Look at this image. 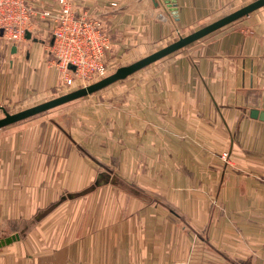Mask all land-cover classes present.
I'll list each match as a JSON object with an SVG mask.
<instances>
[{
    "label": "crops",
    "instance_id": "obj_1",
    "mask_svg": "<svg viewBox=\"0 0 264 264\" xmlns=\"http://www.w3.org/2000/svg\"><path fill=\"white\" fill-rule=\"evenodd\" d=\"M72 1L105 20L112 62L253 0H176L178 20L163 0ZM28 33L0 51L2 103L59 82L51 36ZM187 49L147 98L0 130V239L20 236L0 264H264V6Z\"/></svg>",
    "mask_w": 264,
    "mask_h": 264
},
{
    "label": "built area",
    "instance_id": "obj_2",
    "mask_svg": "<svg viewBox=\"0 0 264 264\" xmlns=\"http://www.w3.org/2000/svg\"><path fill=\"white\" fill-rule=\"evenodd\" d=\"M28 32L51 36L49 52L64 87L106 76L113 45L101 14L81 11L72 0H0V51L23 47Z\"/></svg>",
    "mask_w": 264,
    "mask_h": 264
},
{
    "label": "rangeland",
    "instance_id": "obj_3",
    "mask_svg": "<svg viewBox=\"0 0 264 264\" xmlns=\"http://www.w3.org/2000/svg\"><path fill=\"white\" fill-rule=\"evenodd\" d=\"M247 4V3H246ZM208 21V20H207ZM207 21L202 22L200 25L188 28H180L179 31L174 30L169 36L163 38L162 40L148 44L143 48H136L131 52H127L125 56H122L121 59L110 62L108 72L106 74L109 75L116 71V69L123 65H128L132 62L137 61L138 59L160 49L161 47L177 40L180 36H185L194 30L203 26ZM212 22V21H211ZM210 23V22H209ZM200 40V39H199ZM189 46V45H188ZM188 50L187 46L177 50L153 63L147 65L146 67L134 72L129 75L125 79L119 80L93 94L86 95L79 99L72 100L70 102L64 103L62 105L51 108L42 113L33 115L29 117L28 121L35 120L36 118H49V120L56 122H60L62 125H68L73 122L74 117L83 116L85 114L91 113L96 118L97 115L101 114V110L104 106L115 105L121 107L125 104L127 94L129 92H137L138 97L147 98V93L155 89V84L151 83L155 80V76L157 73V68L164 62L165 60H169L173 58L176 54L182 53ZM4 60V59H3ZM4 68L8 66V62L5 60L3 63ZM58 69V68H57ZM59 71V70H58ZM60 76V74H59ZM95 81H75L72 86L64 87L62 85V81L59 77V82L53 88L44 91L33 90L30 94L22 99L10 101L7 103L0 102V105L4 106L9 112H17L22 109L28 108L30 106L36 105L43 101L49 100L51 98L57 97L79 87L91 84ZM147 94V95H145ZM4 116V112L0 109V118ZM123 118V117H122ZM22 122V121H21ZM19 122L10 124L5 126L4 128H11L15 124ZM3 128H0V130ZM183 131V130H182ZM103 149L102 155L104 157H108V153ZM225 154V153H224ZM223 154V156H224ZM227 159V157H225ZM111 167H114V164H110ZM115 166L118 167V164L115 163ZM105 167V166H104ZM108 171V168L105 167ZM113 169V168H112ZM113 172V171H112Z\"/></svg>",
    "mask_w": 264,
    "mask_h": 264
},
{
    "label": "water",
    "instance_id": "obj_4",
    "mask_svg": "<svg viewBox=\"0 0 264 264\" xmlns=\"http://www.w3.org/2000/svg\"><path fill=\"white\" fill-rule=\"evenodd\" d=\"M170 11L172 12L173 16L178 20V10H177V1L176 0H163ZM159 4H157L158 6ZM264 6V0H253L240 8L229 12L222 17L207 23L200 28L194 30L193 32L185 35L180 36L177 40L161 47L160 49L138 59L135 62H132L128 65L120 66L116 69L115 72L91 83L86 86L79 87L77 89H74L72 91H69L67 93H64L62 95H59L57 97L51 98L49 100L43 101L41 103H38L36 105L30 106L28 108L22 109L17 112H9L4 106H0V109L3 110L4 116L0 118V128H3L5 126H8L10 124L22 121L26 118H29L33 115L42 113L44 111H47L51 108H54L56 106L62 105L64 103L70 102L75 99H79L81 97H84L89 94H93L119 80L125 79L129 75L133 74L134 72L146 67L147 65H150L151 63L177 51L180 50L183 47H186L193 43L194 41H197L210 33L216 31L217 29L228 25L237 19L246 16L250 14L251 12L255 11L256 9ZM29 34V33H28ZM27 34V37L29 35ZM13 51L16 50V47L13 46ZM70 68L74 69L73 65H70ZM253 116H259L258 110L254 109L252 111ZM260 117L264 119V113H261ZM19 234H13L11 236H8L6 238L0 239V247L10 244L12 241L19 239Z\"/></svg>",
    "mask_w": 264,
    "mask_h": 264
}]
</instances>
